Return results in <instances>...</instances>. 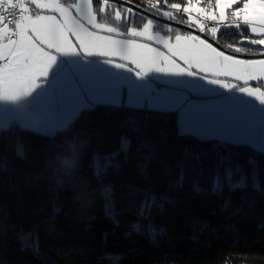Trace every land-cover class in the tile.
<instances>
[{
	"label": "trees",
	"instance_id": "trees-1",
	"mask_svg": "<svg viewBox=\"0 0 264 264\" xmlns=\"http://www.w3.org/2000/svg\"><path fill=\"white\" fill-rule=\"evenodd\" d=\"M262 224L264 152L180 133L175 111L98 103L52 134L0 129V264H264Z\"/></svg>",
	"mask_w": 264,
	"mask_h": 264
},
{
	"label": "crops",
	"instance_id": "crops-1",
	"mask_svg": "<svg viewBox=\"0 0 264 264\" xmlns=\"http://www.w3.org/2000/svg\"><path fill=\"white\" fill-rule=\"evenodd\" d=\"M159 24L152 19L138 28L113 27L104 37L109 42L105 47L57 49L61 57L40 87L32 94L22 93L15 102H0V129L17 123L52 134L81 109L104 103L175 111L180 133L245 143L264 152V101L255 96L264 85L250 82L257 85L250 88L242 78L251 73L231 67L264 64L253 59L264 57L249 53L233 60L239 54L235 48L212 47L197 34ZM225 29L241 32L232 27L221 30ZM210 35L217 40L215 32ZM137 49L147 58L131 54Z\"/></svg>",
	"mask_w": 264,
	"mask_h": 264
},
{
	"label": "snow or ice",
	"instance_id": "snow-or-ice-1",
	"mask_svg": "<svg viewBox=\"0 0 264 264\" xmlns=\"http://www.w3.org/2000/svg\"><path fill=\"white\" fill-rule=\"evenodd\" d=\"M130 3H138V0H130ZM164 3L165 6L171 4L177 13L182 12L200 33L209 26L205 22L210 21L219 25L215 31L217 38L221 29L232 27L241 30L238 35H243L248 46H259L249 48L243 41L235 44L239 54L234 55L233 60H243L249 53L264 57V0H207L206 4L204 0H164ZM149 6L158 5L154 0H147ZM0 7H3L2 0ZM140 7L144 5L140 4ZM21 11L23 15L8 13L0 18V102L4 99L15 102L22 93L32 94L40 87L61 57L57 49L66 50L71 45L79 52L81 45L84 49L105 47L109 43L104 39L105 35L121 23H130L133 16L132 7L125 10L116 0H72L70 3L68 0H22ZM105 15H111L113 23L105 24L101 19ZM147 20H152L151 15ZM132 27L139 25L132 24ZM72 37L75 41H71ZM200 39L204 37L200 36ZM205 42L215 47L211 42ZM131 54L147 58L144 50L137 49ZM206 58L212 60V57ZM253 59L264 61V58ZM231 67L234 71L251 73L242 78L250 88L264 85V76L260 75L264 64ZM250 82H257V85ZM255 96L264 101V87H258ZM18 154L22 156V153ZM195 190L200 191L199 188ZM259 227L264 229V224ZM133 228L139 230L138 225Z\"/></svg>",
	"mask_w": 264,
	"mask_h": 264
},
{
	"label": "built area",
	"instance_id": "built-area-1",
	"mask_svg": "<svg viewBox=\"0 0 264 264\" xmlns=\"http://www.w3.org/2000/svg\"><path fill=\"white\" fill-rule=\"evenodd\" d=\"M130 1V0H129ZM207 0H204V4H206ZM3 3V7H0V18H3V16L5 14L11 13L13 14V16L16 15H23L24 13L21 11V4H22V0H2ZM161 12H169L171 17L169 19L176 21L178 23H181L183 25H186L188 27H193L196 28V25L191 23L190 21L186 20V17L183 16L182 12L177 13V9H170V10H162L161 8H155ZM173 13H177L176 16H173ZM205 23H207L209 26L205 28L204 33H214L216 31V29L219 27L218 24H213V22L210 21H206ZM177 27V26H176ZM249 36H251L250 34H248ZM200 36V35H199ZM240 41H246L244 39H240ZM224 47L229 48L231 50H234L235 45H225L222 44ZM249 48H256L259 46H248Z\"/></svg>",
	"mask_w": 264,
	"mask_h": 264
},
{
	"label": "water",
	"instance_id": "water-1",
	"mask_svg": "<svg viewBox=\"0 0 264 264\" xmlns=\"http://www.w3.org/2000/svg\"><path fill=\"white\" fill-rule=\"evenodd\" d=\"M116 2L122 4V5L126 6V7H132L133 10H135V11H137V12H139V13L147 16V17H149V15H151L152 19L157 20L159 22H163V23H167V24H170V25H173V26H177V27L182 28V29H184L186 31L193 32L194 34L200 35V36L204 37V39L210 41L215 46L224 49L223 45H221L217 40H215V38L212 35H210L208 33H204V32L200 33L196 28L188 27L186 25H183L181 23L173 21V20H171L169 18H165L164 16L152 13V12H150V11L144 9V8H141L140 5H138L136 3H134V4L130 3L129 0H116ZM244 56H246V55H244ZM253 56L258 57L256 55H253Z\"/></svg>",
	"mask_w": 264,
	"mask_h": 264
},
{
	"label": "bare ground",
	"instance_id": "bare-ground-1",
	"mask_svg": "<svg viewBox=\"0 0 264 264\" xmlns=\"http://www.w3.org/2000/svg\"><path fill=\"white\" fill-rule=\"evenodd\" d=\"M206 3H207V1H206ZM154 4L158 5V6H155L154 8H161L162 10L176 9V8L172 7L171 4L165 6L164 0L155 1ZM240 39H243V35L238 36L236 44H239L241 42ZM243 43L245 46H247V41H243ZM225 45H230V44H225Z\"/></svg>",
	"mask_w": 264,
	"mask_h": 264
},
{
	"label": "clouds",
	"instance_id": "clouds-1",
	"mask_svg": "<svg viewBox=\"0 0 264 264\" xmlns=\"http://www.w3.org/2000/svg\"><path fill=\"white\" fill-rule=\"evenodd\" d=\"M52 166L58 167V168H65V167L69 166V162L66 158H64L62 156H58V157L54 158V160L52 162Z\"/></svg>",
	"mask_w": 264,
	"mask_h": 264
},
{
	"label": "rangeland",
	"instance_id": "rangeland-1",
	"mask_svg": "<svg viewBox=\"0 0 264 264\" xmlns=\"http://www.w3.org/2000/svg\"><path fill=\"white\" fill-rule=\"evenodd\" d=\"M155 1H157V0H154V2H155ZM125 10H126V8H125ZM162 14H163L164 16H167V17L171 16L169 12H162ZM237 30H239V29H237Z\"/></svg>",
	"mask_w": 264,
	"mask_h": 264
}]
</instances>
